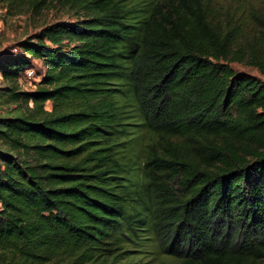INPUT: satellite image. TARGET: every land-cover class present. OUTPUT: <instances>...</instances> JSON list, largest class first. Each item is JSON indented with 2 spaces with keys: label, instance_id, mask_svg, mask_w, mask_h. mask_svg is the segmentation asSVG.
<instances>
[{
  "label": "trees",
  "instance_id": "obj_1",
  "mask_svg": "<svg viewBox=\"0 0 264 264\" xmlns=\"http://www.w3.org/2000/svg\"><path fill=\"white\" fill-rule=\"evenodd\" d=\"M49 3L70 23L0 55L42 66L0 117V264H264V80L232 66L264 78V20L243 46L209 0Z\"/></svg>",
  "mask_w": 264,
  "mask_h": 264
},
{
  "label": "rangeland",
  "instance_id": "obj_2",
  "mask_svg": "<svg viewBox=\"0 0 264 264\" xmlns=\"http://www.w3.org/2000/svg\"><path fill=\"white\" fill-rule=\"evenodd\" d=\"M209 2L225 14V17L234 18L240 32L241 45L245 46L258 33V20H264V0H209ZM72 17L71 12H67L63 5L50 4L49 0H46L40 9H30L27 5L18 8L15 3L0 0V55L16 52L15 46L19 41L36 35L45 25L55 22L70 23ZM232 66L264 80L255 68L237 63H233ZM37 73H42V66L36 60L33 62V69L22 73L16 85L4 81L0 74V117H15L22 114V104L7 102V88L30 91L34 88L33 84L39 81ZM46 108L49 109V105ZM0 149H6L1 141ZM151 262L158 264L156 259Z\"/></svg>",
  "mask_w": 264,
  "mask_h": 264
}]
</instances>
